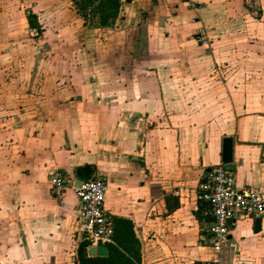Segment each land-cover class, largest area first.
I'll list each match as a JSON object with an SVG mask.
<instances>
[{
    "label": "crops",
    "instance_id": "0c3cea01",
    "mask_svg": "<svg viewBox=\"0 0 264 264\" xmlns=\"http://www.w3.org/2000/svg\"><path fill=\"white\" fill-rule=\"evenodd\" d=\"M76 3L0 0V264H80L79 199L52 188L89 172L118 225L85 264H264V216L217 254L198 190L230 138L264 196V0H127L92 28Z\"/></svg>",
    "mask_w": 264,
    "mask_h": 264
},
{
    "label": "built area",
    "instance_id": "2783aa9c",
    "mask_svg": "<svg viewBox=\"0 0 264 264\" xmlns=\"http://www.w3.org/2000/svg\"><path fill=\"white\" fill-rule=\"evenodd\" d=\"M31 35L33 38L39 37L36 31ZM197 40L201 46L209 45L205 36L199 35ZM76 181L74 176L57 174L53 178L52 190L59 197L71 190L79 199L77 239L88 242L90 246L113 243L114 219L105 207L108 192L106 178L103 175L92 176L79 186ZM198 190L199 199L208 206L210 216L204 242L217 254L222 252L225 244H230V235L240 218L264 216V196L250 188H238L235 174L224 167L208 170ZM219 263V259L212 261V264Z\"/></svg>",
    "mask_w": 264,
    "mask_h": 264
},
{
    "label": "trees",
    "instance_id": "16d2710c",
    "mask_svg": "<svg viewBox=\"0 0 264 264\" xmlns=\"http://www.w3.org/2000/svg\"><path fill=\"white\" fill-rule=\"evenodd\" d=\"M80 0H77V3ZM93 1V0H92ZM121 4L118 0H99L98 6L94 9V13H100L98 17V25L100 26H109L111 21H113L119 12ZM81 14V13H80ZM82 16V15H81ZM83 17V16H82ZM29 25L31 29H34L36 31H41V28L38 24L37 18L34 15H30L28 17ZM118 222L114 218V234H113V240H115L116 237V230H117ZM90 244L86 241L81 242L78 249V255L80 264H85L86 261V248Z\"/></svg>",
    "mask_w": 264,
    "mask_h": 264
},
{
    "label": "water",
    "instance_id": "95a60500",
    "mask_svg": "<svg viewBox=\"0 0 264 264\" xmlns=\"http://www.w3.org/2000/svg\"><path fill=\"white\" fill-rule=\"evenodd\" d=\"M222 164L225 166V168L229 171L234 170L233 165V140L230 138H226L223 141V149H222ZM91 175V172H89L87 175H80L77 174V185L79 186L83 180H86ZM262 218H258L255 221V228L258 230L261 227ZM88 253L91 256L96 257H106L108 255V247L99 245V246H91L88 248Z\"/></svg>",
    "mask_w": 264,
    "mask_h": 264
},
{
    "label": "rangeland",
    "instance_id": "374dc122",
    "mask_svg": "<svg viewBox=\"0 0 264 264\" xmlns=\"http://www.w3.org/2000/svg\"><path fill=\"white\" fill-rule=\"evenodd\" d=\"M118 1L120 4H122V2L124 3L127 0H118ZM98 2H99V0H93V1L92 0H80L78 3L75 4V8L83 16V20H84L85 25L86 26L88 25L91 28H92L93 24L98 23V17H99L100 13H97V14L94 13V9L98 6ZM119 12H120V9H119ZM119 12H118V14H119ZM117 17H118V15H117ZM116 18L113 21H111V23H114L116 21Z\"/></svg>",
    "mask_w": 264,
    "mask_h": 264
}]
</instances>
